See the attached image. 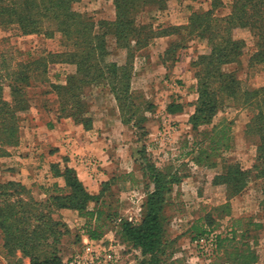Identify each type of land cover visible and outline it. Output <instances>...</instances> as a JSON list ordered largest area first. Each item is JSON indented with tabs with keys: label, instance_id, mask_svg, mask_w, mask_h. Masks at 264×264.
<instances>
[{
	"label": "rangeland",
	"instance_id": "1",
	"mask_svg": "<svg viewBox=\"0 0 264 264\" xmlns=\"http://www.w3.org/2000/svg\"><path fill=\"white\" fill-rule=\"evenodd\" d=\"M232 3L169 0L161 9L138 8L118 22L113 0H72L70 8L78 14L75 26L89 22L104 42L102 63H116L107 77L84 86L81 112L90 117L88 125L68 115L75 110L72 93L56 92L57 86L78 77L76 62L48 56L78 49L72 40L58 29L48 35L54 29L51 21L26 34L15 26L0 27L1 94L6 102L0 112L15 108L11 119L0 124V183L16 182L34 200L45 202L72 191L65 184L68 168L91 196L82 210L57 209L63 199L51 203L52 217L64 226L46 242L64 264L76 254L82 256L78 264H93L83 256L88 238L106 259L110 254L109 264H140L144 255L123 237L120 219L138 220L143 214L152 188L143 175L149 161L180 176L165 194L155 264H236L243 259L239 252L254 254L253 264H264V164L258 159L264 134V62L256 56L252 30L233 26L231 36L241 41L240 53L219 64L224 74L219 76L211 57L212 42L218 43L214 50L221 48L220 36L207 38L210 17L195 20L194 29H187L195 13L211 10V16L227 17ZM126 18L132 20L134 33L128 31L132 24ZM143 25L151 28L149 38L145 33L150 29ZM30 62L28 84L20 83L23 93L12 94L6 72ZM62 100L66 110L61 111ZM201 103V118L193 124ZM59 144L65 153L46 170L39 168L43 177L22 169L28 162L35 169L33 156L54 154ZM253 164L259 168L249 176L234 173ZM61 209L68 210L62 215ZM91 209L101 210L100 216L89 214ZM91 229L96 237L89 236ZM2 236L0 231V264H30L21 250L8 252Z\"/></svg>",
	"mask_w": 264,
	"mask_h": 264
},
{
	"label": "trees",
	"instance_id": "2",
	"mask_svg": "<svg viewBox=\"0 0 264 264\" xmlns=\"http://www.w3.org/2000/svg\"><path fill=\"white\" fill-rule=\"evenodd\" d=\"M72 0H0V27L15 28L22 34L30 32H39L41 25L46 21L53 23V30L48 31V35H52L55 29L62 31V37L71 39V45L77 46L78 49L71 50L64 48L60 52L48 53L52 59L55 56H62L64 59H70L77 64V78L68 79L66 86H57L56 92L59 96L64 93H72L74 98L73 109L68 115L72 116L75 121L81 122L83 125H88L90 117H84L82 110L84 105L81 104L85 95H82L84 86L90 80L98 81L107 77V71L112 72V68L116 67L115 62L102 63L104 42L99 34L92 33V25L87 22L85 24L75 23L78 14L71 10L70 2ZM169 0H113L116 8V16L118 22L124 21L125 17L132 11L143 10L146 7L161 9L167 5ZM211 10L203 13H195L190 18V23L187 29H194L195 20H201L205 17H210L212 27L210 28L207 38L217 36L221 48L218 43H213L211 61L216 64L214 71L218 69L219 76H224L220 72L219 64L235 60L239 55L241 48L240 42L234 40L231 36L233 26H246L252 30L255 38V43L258 46L256 56L264 62V0H233L231 14L227 17L211 16ZM117 20L115 23H117ZM127 24H132V20L126 18ZM115 23H112L115 25ZM73 25L75 27H73ZM118 25V23H117ZM125 22L123 23V26ZM91 26V28H90ZM183 27V26H181ZM141 28H149L150 31L145 33L146 37H150L152 33L149 25H143ZM138 30V29H137ZM135 32L133 24L128 30ZM201 36L206 35L205 29L200 30ZM144 35V36H145ZM147 38V39H148ZM63 44V39H62ZM65 46L68 45L64 43ZM239 46V49H238ZM5 60V57L4 59ZM45 60V59H44ZM23 63L17 64V69L11 71V74L6 72L11 80L9 83L10 91L14 95H20L24 91V87L20 83L28 84L29 75L26 74L27 66ZM0 68V106L6 102L2 101V82L4 79V71ZM73 76V75H72ZM113 88V86H112ZM258 90V89H257ZM264 90V89H263ZM63 99V96L61 97ZM60 110H66L65 102L60 101ZM203 103L197 105L192 115V123L201 118ZM15 108H9L4 113L0 112V124L11 119V115ZM204 117H209L204 114ZM203 117V118H204ZM15 118L12 121L15 122ZM262 130V128H259ZM258 159L261 165L264 164V134L261 136L259 145ZM144 159H148L145 158ZM163 169L157 166L154 162H146L144 165V173L152 188L148 191L144 202V212L138 220H123L120 219V226L123 231V237L133 243L134 246L141 249L144 259L140 264H155L156 254L159 252L161 237L163 233L162 210L166 201L165 194L169 191L171 184L178 182V172ZM259 168V164H253L252 168L241 170L236 168L235 174L249 176L252 169ZM263 172L264 169H261ZM65 184L72 191L65 195H51L45 202L34 200L24 188L12 181L0 183V231L3 236L2 246L12 253L15 250L21 252L30 258V264H64L61 257L48 246L51 242H46L51 235L59 233L58 226H64V223L52 217L55 210H51V203L58 202L56 208H74L82 210L89 198L90 194L85 190L81 181L77 176L72 174L71 169L65 171ZM24 190V191H23ZM25 194L28 197H25ZM13 196V197H12ZM48 207L47 210L44 209ZM89 214H95L98 218L101 210H88ZM90 237H96V230L88 231ZM243 234V233H242ZM228 238V237H227ZM231 240L232 238H228ZM54 239H52L53 241ZM47 246V248L45 247ZM242 257L236 264H253L255 260L254 254L238 253ZM250 256V257H249Z\"/></svg>",
	"mask_w": 264,
	"mask_h": 264
},
{
	"label": "crops",
	"instance_id": "3",
	"mask_svg": "<svg viewBox=\"0 0 264 264\" xmlns=\"http://www.w3.org/2000/svg\"><path fill=\"white\" fill-rule=\"evenodd\" d=\"M59 127H60V125H58ZM59 135V134H58ZM48 141L51 143V140L50 139H48ZM54 141H56L55 139H54ZM59 151L58 152H56V153H54V154H49V153H46V155L45 156H41V155H35V156H33V158H34V161L32 162V163H34V162H36L37 161V163H38V165H37V167L35 168V169H33L32 168V164H31V162H28L27 163V166H25V167H22V169L26 172V173H29V175L31 174V175H36V176H39V174L41 175V177H43V175L41 174V172L39 173H37V171L38 170H40L39 168L40 167H44V170H46V167H48V165L52 162V161H59L60 160V157L62 156V154L63 153H65V151H64V148L62 147V145L61 144H59ZM62 161V160H61ZM39 166V167H38ZM79 173V176L80 177H83V175L81 174V172L79 171L78 172ZM46 176H48V180H50L51 178H49L50 177V174L48 173V174H46ZM32 177V176H31ZM55 180H57L58 181V184L59 185H63V179H61L60 177H55ZM68 209H61L60 210V213H62V215H64V213H66L65 211H67ZM86 237H87V235H86Z\"/></svg>",
	"mask_w": 264,
	"mask_h": 264
},
{
	"label": "built area",
	"instance_id": "4",
	"mask_svg": "<svg viewBox=\"0 0 264 264\" xmlns=\"http://www.w3.org/2000/svg\"><path fill=\"white\" fill-rule=\"evenodd\" d=\"M89 242L84 247L85 253L83 256H87L86 259H89L91 263L93 264H109L108 261L110 260V254L107 255L108 259H106V256L103 255V252L100 250L98 251L93 244V239L88 238ZM82 256L79 254L75 255V258L69 262V264H78V258H81Z\"/></svg>",
	"mask_w": 264,
	"mask_h": 264
}]
</instances>
